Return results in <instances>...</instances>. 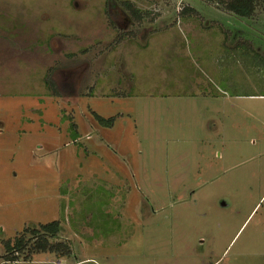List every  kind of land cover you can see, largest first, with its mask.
I'll return each mask as SVG.
<instances>
[{"label": "rangeland", "instance_id": "374dc122", "mask_svg": "<svg viewBox=\"0 0 264 264\" xmlns=\"http://www.w3.org/2000/svg\"><path fill=\"white\" fill-rule=\"evenodd\" d=\"M123 1L0 0V264H264V0Z\"/></svg>", "mask_w": 264, "mask_h": 264}, {"label": "trees", "instance_id": "16d2710c", "mask_svg": "<svg viewBox=\"0 0 264 264\" xmlns=\"http://www.w3.org/2000/svg\"><path fill=\"white\" fill-rule=\"evenodd\" d=\"M230 2H231L229 3L230 11H232L236 15H243V16L251 15L256 5V0H231ZM131 3H132L131 1H123V4L128 7L126 10L124 8L122 9L121 7H119L120 3L118 2V0H107V4H108L107 11L111 13L113 12L112 8H114V10L120 8V11H118L117 13L118 15H120L122 12V14H124L123 16L127 15L125 18L126 20L128 18L129 19L140 18L142 16L141 12L138 11V9L130 6ZM189 10L192 11L193 7L191 6V9ZM239 42L242 41L240 40ZM46 82L49 85V87L57 91L56 83L53 79L52 74H48L46 76ZM96 116L100 117V120L102 121L106 122L107 120V117H104L101 114L99 115L97 113ZM109 120L112 119L110 118ZM61 227H62L61 222L58 219L40 223L39 225L26 226L21 233H19L14 237L13 240L11 238H8V240L5 242L6 250L8 251V253H6L7 254L6 259L17 260L20 259L21 257L23 259H28L32 255V252H38V251H53L57 253L59 252V250H61L63 255H69L71 251L70 244L67 242L64 243L61 241H57L54 239L59 234ZM27 234H30V237H27ZM26 248H28V250H30L31 253L28 251L24 256L20 255V253L24 251Z\"/></svg>", "mask_w": 264, "mask_h": 264}, {"label": "flooded vegetation", "instance_id": "af4514ba", "mask_svg": "<svg viewBox=\"0 0 264 264\" xmlns=\"http://www.w3.org/2000/svg\"><path fill=\"white\" fill-rule=\"evenodd\" d=\"M228 13H229V12H228ZM230 13H231V11H230ZM230 13H229V14H230ZM232 14H234V13H232ZM244 17H245V16H244Z\"/></svg>", "mask_w": 264, "mask_h": 264}]
</instances>
